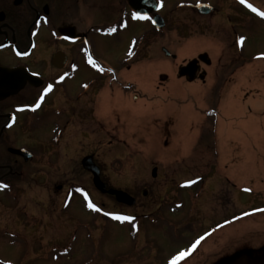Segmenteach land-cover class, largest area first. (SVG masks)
I'll use <instances>...</instances> for the list:
<instances>
[{
	"label": "rangeland",
	"instance_id": "obj_1",
	"mask_svg": "<svg viewBox=\"0 0 264 264\" xmlns=\"http://www.w3.org/2000/svg\"><path fill=\"white\" fill-rule=\"evenodd\" d=\"M164 1L168 8L177 0ZM251 3L264 12V0ZM183 9L175 13L195 23L186 22L185 28L176 17L167 19L156 31V41L146 40L154 43L146 44L124 71L118 61L138 24H130L117 46L114 38H96L97 54L127 82V99L113 86L114 102L125 110L113 112L109 125L126 144L107 146V137L99 131H75L73 137L66 133L63 169L46 179L17 183L25 193L16 213L5 210L10 204L0 198V224L20 232L11 242L1 235V261L169 264L200 237L204 239L177 264H215L242 250L264 248V18L254 12L229 21L226 6L214 17ZM96 14V24L104 23L100 21L105 15ZM230 32L238 35L234 42L240 49L228 55L223 47L233 40ZM163 47L177 59L167 57ZM203 51L213 63L224 62L213 76L217 85L178 79V68ZM132 94L139 97L135 100ZM207 106L208 115H201ZM94 147L108 183L133 192L134 205L118 203L93 187L77 160ZM188 179L200 183H180ZM72 181L80 189L78 196L72 194L75 198L58 186ZM89 201L100 211L89 208ZM23 204L33 211L26 225L18 219ZM105 213L134 218L114 222Z\"/></svg>",
	"mask_w": 264,
	"mask_h": 264
},
{
	"label": "flooded vegetation",
	"instance_id": "obj_2",
	"mask_svg": "<svg viewBox=\"0 0 264 264\" xmlns=\"http://www.w3.org/2000/svg\"><path fill=\"white\" fill-rule=\"evenodd\" d=\"M251 1L241 4L240 0H177L165 8L164 0H140V15L150 19H135L133 14L139 10H134L128 0H0V184L8 185L7 188H0V198L10 204L5 210L18 212L16 203L25 192H20L21 187L17 183L46 179L51 177V172L63 169L66 133L74 136L75 131L79 134L99 131L107 137V146L126 144V140L122 141L109 126L115 117L113 112L121 110L122 113L125 110V106L114 102L117 100L115 92H111L116 86L127 99V82L119 78V72L125 70L130 59L138 58L147 44L146 40L156 41V28L152 24L156 14L165 23L167 19L176 17L180 26L187 28L186 22L194 24L195 19L182 18L175 12L183 8L188 11L194 9L202 17H214L219 15L221 7L226 6V19L240 21L255 14L247 6L251 4L255 7ZM199 3L209 4L210 12H200V8L196 7ZM97 12L105 15V19L102 17L100 21L104 23L96 24L93 17H97ZM212 17L211 20L217 21ZM130 24L138 25L134 27L133 35L130 34L131 38L118 61L121 71L117 72L97 54L95 41L97 37L105 40L114 38L117 46ZM230 33L233 40L223 47L228 55L240 49V45L234 42L238 35ZM89 57L95 66L89 63ZM228 58L225 61L227 64L231 62ZM196 65V78L188 83L200 81L204 86L212 80L217 85L218 79L213 76L224 62H198ZM212 68L214 73L211 74ZM202 73L205 76L203 80L198 78ZM179 79L186 81L185 78ZM49 85H52L51 90L45 92ZM214 91L212 88L211 92ZM135 95L132 94L136 100L139 95ZM37 102L40 104L38 108ZM208 112L207 106L199 113L205 116ZM212 128L215 130L213 125ZM95 148L81 154L77 163L82 166V159L91 156L92 162L99 168L100 180L108 190L111 185L103 175L105 173L96 158ZM216 158L215 155L213 159ZM84 171L92 178L88 171ZM58 186L65 187L66 194L77 196L78 186L73 181ZM126 192L136 202L135 194ZM142 194L145 195V191ZM19 213L20 221H26L23 222L25 225L30 223L33 211L23 204ZM8 228L0 224V237L2 235L5 241L11 242L10 239L13 240L20 232L14 233ZM262 259L260 264H264V256Z\"/></svg>",
	"mask_w": 264,
	"mask_h": 264
},
{
	"label": "water",
	"instance_id": "obj_3",
	"mask_svg": "<svg viewBox=\"0 0 264 264\" xmlns=\"http://www.w3.org/2000/svg\"><path fill=\"white\" fill-rule=\"evenodd\" d=\"M128 3L131 7L134 8V10H139V11L141 10L139 7L140 0H128ZM200 7H205V6H200ZM203 10L204 11H202V12H205V13L208 11L207 9L206 10L203 9ZM155 21H156V27L157 28H160L164 25L163 20L160 19V17L158 15H156ZM164 51H165V54L168 56L169 55L168 51H166V50H164ZM198 60L202 61L206 64L210 63V60H209L208 55L206 53L199 54L196 59H193L190 62H188L187 65L181 66L178 68V78L179 77H186L187 81L194 80L196 78V71L198 70V66L196 65L198 63ZM203 77H204V74L202 73L199 75L198 78L203 80ZM19 152L26 153L23 150H20ZM82 166L84 169L90 171L91 175H93V177H92L93 185L95 186V188L97 190H99L102 193L107 192L110 195H114L116 201L119 203H123V204L129 205V206L134 204V202H135L134 198H132L129 194H127V192H125L123 190L111 188V189L106 191L105 185L100 180V177H99V168L96 165H94V163L92 162L91 156H88V157H85L82 159ZM155 171H156V169L154 168L152 171V176H155ZM263 256L264 255H262V256L260 255L257 257V255H256V257H254L251 260L254 261V263L257 262L258 264H260L261 261H263V259H262ZM1 264H7V263L4 262Z\"/></svg>",
	"mask_w": 264,
	"mask_h": 264
},
{
	"label": "snow or ice",
	"instance_id": "obj_4",
	"mask_svg": "<svg viewBox=\"0 0 264 264\" xmlns=\"http://www.w3.org/2000/svg\"><path fill=\"white\" fill-rule=\"evenodd\" d=\"M241 4H245L246 0H240ZM253 12H257V9L253 8L251 4L247 5ZM257 14L261 17H264V12H257ZM133 18L135 19H150V17L146 16V15H140V14H133ZM113 31H115V29H113ZM241 43L243 42V38H241ZM89 59V63H92L93 66H95V62L92 60L91 57L88 58ZM62 79V77H61ZM52 88V85H49L48 88L45 89V92L50 91ZM43 99V97H41V100ZM40 106L39 102H37L36 107L38 108ZM194 183V181L192 182ZM8 185L6 184H0V188H7ZM88 207L92 208L95 211H100V209H98L91 201H89L88 203ZM105 215H110L112 216L113 219L115 220H124V221H130L133 219V217L131 216H121V215H116L113 213H105ZM204 237H200L198 238L192 245L191 248L186 250V251H180L177 255L173 256L172 259L169 261V264H177L178 261L185 259L192 250H194L197 245H199V243L201 242V240H203Z\"/></svg>",
	"mask_w": 264,
	"mask_h": 264
},
{
	"label": "trees",
	"instance_id": "obj_5",
	"mask_svg": "<svg viewBox=\"0 0 264 264\" xmlns=\"http://www.w3.org/2000/svg\"><path fill=\"white\" fill-rule=\"evenodd\" d=\"M256 255H257V257L260 256V255L261 256L264 255V248L261 251H257V252H254V251H251V250L240 251L237 254L231 255L229 258H226V259H223V260H219L215 264H234L236 261H238L240 259L243 260L245 263L248 261L250 263L252 262V264H257V262L254 263V261L251 260L254 257H256ZM238 256H241L242 258L239 257V259H238Z\"/></svg>",
	"mask_w": 264,
	"mask_h": 264
}]
</instances>
